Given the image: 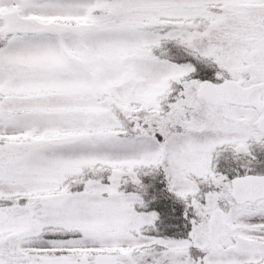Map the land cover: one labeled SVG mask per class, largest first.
Returning <instances> with one entry per match:
<instances>
[{
  "label": "snow or ice",
  "instance_id": "1",
  "mask_svg": "<svg viewBox=\"0 0 264 264\" xmlns=\"http://www.w3.org/2000/svg\"><path fill=\"white\" fill-rule=\"evenodd\" d=\"M0 264H264V0H0Z\"/></svg>",
  "mask_w": 264,
  "mask_h": 264
}]
</instances>
